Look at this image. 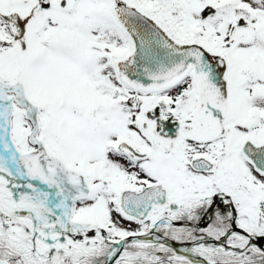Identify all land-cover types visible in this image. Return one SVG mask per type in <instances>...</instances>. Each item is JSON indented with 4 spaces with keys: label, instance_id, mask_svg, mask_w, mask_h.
<instances>
[{
    "label": "snow or ice",
    "instance_id": "1",
    "mask_svg": "<svg viewBox=\"0 0 264 264\" xmlns=\"http://www.w3.org/2000/svg\"><path fill=\"white\" fill-rule=\"evenodd\" d=\"M0 264H264V0H0Z\"/></svg>",
    "mask_w": 264,
    "mask_h": 264
}]
</instances>
